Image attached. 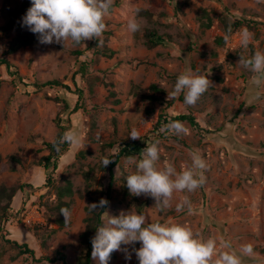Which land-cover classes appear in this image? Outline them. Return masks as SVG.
<instances>
[{"label": "rangeland", "instance_id": "obj_1", "mask_svg": "<svg viewBox=\"0 0 264 264\" xmlns=\"http://www.w3.org/2000/svg\"><path fill=\"white\" fill-rule=\"evenodd\" d=\"M26 1L0 0V60L16 36L14 31L5 34L3 28L14 20L22 22ZM226 9L236 18L258 23L247 48L240 43V30L225 45L217 44V37L223 36L219 17ZM137 10L142 27L131 33L127 24ZM205 10L214 21L211 29L202 27L200 21ZM142 11L150 12L152 21ZM104 22L105 31L97 40L114 55L102 57L89 51L80 60L89 63L86 76L78 74L71 40L64 45L37 42L10 56L22 81L0 66V187L29 185L13 201L0 202V264H51L20 254L7 240L28 244L37 259L53 256L62 247L66 264L84 256L86 248L79 236L85 230V208L106 198L110 182L102 160L114 159L122 143L135 141L129 137L134 129L140 139L149 135L151 141L155 137L160 141V168L171 164L179 172L190 166V152H198L207 163L205 182L190 193L174 192L169 207L160 209L150 196L130 194L125 177L135 171V163L122 158L114 169L106 213L118 216L132 210L145 215L148 222L183 224L201 239H215L217 254L228 251L219 247L228 241L231 250L241 255L242 264H264V82L256 84L255 74L238 64L240 55L264 52V0H113ZM147 29L157 30L166 43L149 49L144 39ZM187 69L202 72L211 82L191 106L184 103L183 93L171 95L178 75ZM74 77L86 95L84 110L74 114L75 94L34 86L61 80L75 89ZM152 85L164 90L156 94L161 101L147 98L154 95ZM56 97L68 102V112H62ZM164 109L171 116L195 113L199 128L183 122L187 131L180 135L166 128L150 135ZM59 115L80 143L72 144L61 158L51 176L53 184L48 185L52 168L48 171L33 163L50 154L43 142L55 140ZM11 155L28 160V165L13 170L8 160ZM68 181L74 193L63 198L71 202V217L66 222L56 206L58 192ZM184 197L191 203V212L187 205L176 211ZM59 218L64 219L63 226L58 225ZM246 244L252 245L254 255L240 253ZM123 247L131 252L132 246ZM113 255L109 264H138L134 253L131 260L121 251ZM93 264H97L94 259Z\"/></svg>", "mask_w": 264, "mask_h": 264}, {"label": "clouds", "instance_id": "obj_2", "mask_svg": "<svg viewBox=\"0 0 264 264\" xmlns=\"http://www.w3.org/2000/svg\"><path fill=\"white\" fill-rule=\"evenodd\" d=\"M30 3L31 7L21 18L22 26L38 34L40 43L64 45L71 40L73 45H80L102 36L106 28L104 17L109 14L113 0H30ZM138 14L139 10L128 21L127 29L131 33H136L142 27ZM239 37L242 47L247 48L253 34L247 28H242ZM229 38L226 33L224 39L227 41ZM238 64L255 74L256 84L264 82V52L256 51L251 57L240 55ZM210 84L202 72L187 69L178 75L171 95L175 97L183 93L184 103L195 105ZM165 128L177 135L187 131L179 120L169 122ZM129 137L140 139L135 129ZM59 143L79 144L80 141L77 134L67 131ZM159 143L158 139L146 143L138 160L135 157L127 158L129 163H135V171L125 177V182L130 194L150 196L155 200V207L165 209L169 207L174 192L190 193L204 184L207 163L198 152L191 151V164L183 170L177 172L171 164L160 168ZM111 162L108 158L102 160L104 167ZM107 204L108 201L102 198L98 203L89 205L88 210L95 213ZM186 205L191 212V203L187 197L176 205V211H183ZM60 213L68 222L70 209L61 208ZM104 214L107 215L106 222L96 228L95 236L91 239V256L97 264H109L111 254L118 251L125 254L126 260H131L134 253L138 264H242L241 255L231 250L230 242L220 244L221 249L228 251L217 254L215 239H201L186 225L148 222L145 215L132 210L121 211L118 216ZM136 243H139V248L135 247ZM122 245L132 246L131 252L128 247L122 248ZM240 253L254 255L252 245L241 246Z\"/></svg>", "mask_w": 264, "mask_h": 264}, {"label": "trees", "instance_id": "obj_3", "mask_svg": "<svg viewBox=\"0 0 264 264\" xmlns=\"http://www.w3.org/2000/svg\"><path fill=\"white\" fill-rule=\"evenodd\" d=\"M24 10L21 12V15H25L26 11L31 7L30 0H27L24 5ZM16 12H19L17 10ZM13 14V13H12ZM142 14L147 17L150 21L153 19V15L148 11H142ZM200 21L202 24V27L206 29H211L213 27L214 21L213 18H211L210 14L207 12V10L203 11ZM219 21L222 25V32L223 36L217 37L216 42L218 45H225L227 41L224 39L225 34L228 33L230 38L239 30L242 28H247L250 32H254L256 29V25L258 23L253 20L245 19V18H236L234 15L230 13L228 9H226L225 14H223L221 17H219ZM230 30V32H229ZM3 31L5 34H8L11 31H14L16 33V36L14 39H12L8 45L6 50L3 53V57L0 60V66H5L8 70V73L10 76L14 77L15 80L22 81L23 78L21 77L19 73V69L9 60L10 56H13L17 52H19L21 49L29 47L34 45L35 43L39 42L38 34H33L26 26H22V22L19 20H14L10 24H7L4 26ZM229 38V39H230ZM144 39L145 44L149 49H155L158 46L164 45L166 43V39L164 36L160 35L157 30L155 29H147L144 33ZM94 43V44H93ZM73 44V42H72ZM93 45V46H92ZM75 47V50L72 52L74 56H76L79 64V73L83 76H86L89 69V63L86 61H80L81 58L85 57L89 51L94 50V54L97 56L102 57H112L114 55V51H112L107 45L103 44V47H100L99 40L93 39V41L89 42L88 40L84 43L82 42L80 45H73ZM73 83L75 85V89H72L71 86L66 85L64 81L61 80H53L48 81L42 85L35 84V87L38 88H51V89H65L68 90L70 93L75 94L78 97L77 103L75 108L71 111V114L77 113L80 110H84L85 108V92L83 89H80L77 86V83L75 81V77L73 78ZM2 86V82L0 81V88ZM151 89L154 91L153 96L147 97L151 101H161L160 97H157L158 94H163L164 90L158 88L156 85H152ZM55 102L62 105V112H68L70 110V106L67 101L60 99L59 97H56L54 99ZM174 120H179L181 122H188L193 127L199 128V122H198V116L195 113H188V114H179V115H169L166 113V109L163 110V112L159 115L157 123L154 125L153 131L150 133V135L154 134L157 135L161 132L165 126ZM56 125L58 128V133L54 141L47 142L44 141L43 145L44 147L49 150L50 154L47 156H44L41 158V160L38 163H33L34 165H37L39 167H43L45 170L50 171V177L47 179V184L52 185L53 184V178L52 173L57 171L59 162L61 158L70 151L71 145L69 143H59L60 138L63 136V134L67 131H69L70 127L68 125H65L63 122V119L61 118V115H59L56 118ZM154 140H157V137L153 139L152 141L149 138V135H147L144 138H141L139 140L130 141V142H124L120 145L119 151L112 162L107 165L106 167H102V169H107L110 174V182L108 186V190L106 191V198L103 196L100 197L95 203H98L102 198L106 199L108 201V204L103 208H98L95 213H92L88 210V207L85 208L86 212V218L84 219L85 223V230L80 234L79 236V242L82 246L86 248V252L84 256L80 257L74 264H93V258L91 256L92 252V245H91V239L95 236L96 228L98 226H101L104 224V216L108 210L111 198H112V189L114 186L115 181V174L114 169L119 164L120 160L122 158H128V157H138L141 155L142 151L146 148V143H151ZM58 146V147H57ZM109 147H113V144H109ZM8 160L12 166V169L14 170L15 166H21L26 167L28 165V160L22 159L20 157H17L15 155H11L8 157ZM29 185H19V186H12V187H6L1 186L0 187V202H2L4 199H7L8 202L13 201L16 194L19 191H24L25 187ZM6 194V197L3 198V194ZM73 186L70 181H68L66 187H63L59 190V202L56 206V209L60 213V209L67 207L68 209L71 208V202H65L63 201V198L66 196H73ZM61 214V213H60ZM104 214V215H103ZM62 215V214H61ZM58 225L63 226L65 224L64 219L59 218L57 221ZM54 232V231H53ZM8 244L12 245L14 248L18 249L20 254L22 255H28L33 258L36 262H49L51 264L57 263V262H63L67 263V255L64 252L65 247H62L61 249H58L54 252L53 256H44L41 258H36V252L31 249L28 244H20L18 241H12L7 240ZM111 257H114L113 253L111 254Z\"/></svg>", "mask_w": 264, "mask_h": 264}]
</instances>
